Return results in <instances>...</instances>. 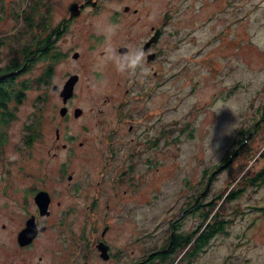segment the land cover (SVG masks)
Instances as JSON below:
<instances>
[{
	"label": "rangeland",
	"instance_id": "rangeland-1",
	"mask_svg": "<svg viewBox=\"0 0 264 264\" xmlns=\"http://www.w3.org/2000/svg\"><path fill=\"white\" fill-rule=\"evenodd\" d=\"M71 2L41 0L31 11L34 0L0 1V65L15 58L22 61L23 48L34 36L54 29L69 13ZM125 5L140 8V18L126 14ZM150 10L159 22L162 19L166 23L157 61L161 73L152 101L163 102L168 109L164 116L174 119V130L179 136L168 166L160 161L158 168L150 169L143 163L141 184L137 186L142 197L134 200L128 196L119 206L114 204L107 209L109 175L113 173L97 171L102 161L96 156L99 150L93 151V135L102 133L97 128L99 122L111 117L110 110L101 107L108 106L104 99L113 91V81L127 68H137L131 61L128 67L126 60L136 58L135 51L124 60L116 59L110 67L114 60L111 50L116 48L118 52L117 47L128 42L137 47ZM29 11L32 26L25 21ZM116 11L120 14L113 21L111 17ZM43 21L47 25L42 31L37 25ZM54 44L56 50L66 52L68 57L53 64L52 76L45 82L36 81L50 62L44 57L34 59L27 70L18 72L13 88L22 89L23 93L19 101L14 95L9 101L8 108L13 112L10 121H0V264L35 262L40 253L68 244L67 238L63 239L66 227H57V236L49 237L52 246L40 238L29 250L20 245L17 234L25 225L26 211L36 209L33 195L26 198V186L34 181L39 185L63 186L65 173L57 172L60 164L67 166L66 170L73 172L77 181L86 177L87 186L99 195L93 216L113 220L114 243L116 246L124 242V260L161 248L175 218L180 217L178 231L187 233L195 229L210 210L209 201L215 202L223 190L235 187L242 174L247 176L263 167L264 153L258 154L264 147V123L250 136L249 148L216 171L215 179L201 195L203 203L181 216L184 206L193 202L204 188L203 169L208 173L222 163L231 153L234 140L245 137L252 123L264 114V0H103L99 6L84 8ZM75 49L80 52L77 59L71 56ZM70 73L80 75L70 101L85 110L75 118L72 108L71 118L66 119L60 114L62 97L53 85L62 84ZM57 127L61 135L58 140ZM31 132L36 137L26 143L25 155V134L27 141ZM69 136L73 138L75 156L61 147ZM56 140L59 144L55 146ZM80 141H85V145L80 146ZM95 147L102 148L101 144ZM136 175L123 173L117 188L127 189L128 195L133 193ZM236 187L243 190L224 201L218 210L220 217L229 219L225 229L211 237L193 258H184L178 264H264V182L244 183L243 178ZM91 199L80 197L78 221L72 225L77 232L83 222L89 227L84 204ZM102 224V220L100 224L96 221L99 229Z\"/></svg>",
	"mask_w": 264,
	"mask_h": 264
},
{
	"label": "flooded vegetation",
	"instance_id": "flooded-vegetation-1",
	"mask_svg": "<svg viewBox=\"0 0 264 264\" xmlns=\"http://www.w3.org/2000/svg\"><path fill=\"white\" fill-rule=\"evenodd\" d=\"M75 1V0H73ZM79 3H84V6L80 8L78 14L74 15L68 9L67 13L61 21H59V30L66 31L68 25L73 22L76 18L80 16L84 8L88 6H99L103 0H77ZM124 12L126 14H133L140 18V8L135 7L130 8V5H125ZM166 13V11H164ZM122 13V12H121ZM120 12L116 13L111 17L113 21L117 20ZM151 10L146 13L150 19L145 23L143 27H146V30L139 35V42L135 48L132 42L126 44H120L117 47L118 52L120 53L118 59V52L116 48L111 50V57L114 59L110 67H113V64L116 59L124 60V57L130 56L135 51L136 58H127L128 67L130 64L129 61L134 63V66L137 68L134 70L127 68L122 75H118L114 82V88L111 94L105 97L104 101L108 106L101 107L102 110H110L111 117L108 116L105 118L108 119L106 122H99L97 128H101L102 133L93 135L95 138L93 146V151L99 153L96 155L101 159V165H97V171L103 172L105 174L113 173L109 175L111 181L110 186L111 190L107 192V201L105 203L107 209H111L114 204L118 205L124 202L129 196L130 199L139 200L142 197V192L138 190L137 186L140 187L141 184V170L143 163H145L147 168L159 167L160 161H163L162 164L168 166V160L171 156H174V147L176 146V140L179 134L175 133L174 130V119L164 116V111L168 112V109L164 107L163 102L155 101L153 102L152 95L155 91V86L158 87L159 75L161 70L158 69L157 61L161 56V51L159 49V43L162 41L165 33L166 23L164 21L159 22L157 15L151 14ZM165 16V14H164ZM160 23V24H159ZM61 35V34H60ZM58 35V36H60ZM57 36V34H53ZM143 37V38H142ZM58 38V37H57ZM56 41V40H55ZM55 43V42H54ZM55 45V44H54ZM125 46V51H120V47ZM55 57H59V60H62L65 56L68 57L66 52H61L59 49L56 50L55 46ZM78 53V56L75 57L74 54ZM74 58H79V50H74L71 54ZM55 64V62H54ZM141 65V66H140ZM147 66V68H143ZM26 61L19 72L25 71ZM54 70V69H53ZM73 74L70 73L69 76ZM78 74V79L74 85V92L76 87L80 82V75ZM100 75V74H99ZM66 80V79H65ZM106 80V79H105ZM105 82V81H104ZM65 81L60 84L62 86ZM59 92V90H56ZM146 94L142 97L141 94ZM70 97L66 102L67 112L64 116L71 118L70 112L73 108V116L79 118L84 114V108L82 106L76 105L73 106L71 103ZM64 104V103H63ZM62 104V105H63ZM76 107H81L82 111L79 115H74ZM166 109V110H165ZM264 123V115L259 117L252 123V128L246 134L245 139L240 143L238 138L234 140V146L229 154L230 160L228 158L225 161H222L220 164H225L227 166L235 158L241 155L242 151L249 148L250 146V136L260 128ZM61 135L59 128H56V139H60ZM56 140L55 146L58 145ZM66 142L61 143V147L69 150L70 155H76V150H73L71 142L73 138L69 136L66 138ZM92 141V139H91ZM90 142V141H89ZM80 146L85 145V141H80ZM88 142L86 141V144ZM97 144H101L102 148H96ZM240 147H242L240 149ZM58 148V147H57ZM59 149V148H58ZM24 151L26 155V134L24 138ZM57 154V152H54ZM165 156V157H163ZM26 157V156H25ZM163 157V158H162ZM162 158V159H161ZM219 165V164H218ZM217 165V166H218ZM216 166V167H217ZM67 166L59 165L57 172L65 173V179H62L63 186L54 185H39L35 181L30 183L31 186H26V198L28 199L29 195H33L34 202L36 204V209L34 211H26L25 225L27 226L28 220L33 217L35 225L37 227V232L32 240L26 243V250H29L30 247L38 239H44L46 242H49V246H52L51 240L53 235L57 236L58 229L57 227H66L63 239L67 238L68 244L63 248L53 247L48 252L40 253L37 256V260L26 261V264H158V260L155 256L157 250H162V248H153L144 255L133 256L129 260H124V242L119 243L115 246L116 234L113 228V220L111 218H96L93 213V208L96 205L95 198H98L99 195L96 194V191L91 190L86 184V177L84 179L76 180L75 174L66 170ZM215 167V168H216ZM25 173L26 165L24 164ZM214 168V169H215ZM261 169V168H260ZM259 169V170H260ZM87 170V169H86ZM256 170L252 174H242L238 181L243 177H254ZM207 170L203 169L202 176L204 177L205 185L208 182L209 177L211 176V181L215 179L216 173L212 171L206 172ZM126 172L137 173L136 179L134 180L135 188H132L128 195V190L123 188H117V184H121L122 174ZM116 174V175H114ZM85 175L83 174L82 177ZM57 182V181H54ZM102 180H97L98 186L101 185ZM60 184V182H57ZM203 188V189H204ZM46 190L49 194V203H48V212L41 213L39 206L35 200V195L39 190ZM121 189V190H120ZM202 189V190H203ZM236 190L238 188H235ZM201 190V191H202ZM200 191V192H201ZM92 197L91 201L85 203L84 206L88 211V220L89 227L84 225V222L81 224L82 228L79 232L75 229L73 223L78 221L77 212L82 206L80 197ZM197 197V195H196ZM203 196H201L200 203H203ZM195 199V198H194ZM196 200V199H195ZM189 202L187 206H184L182 210V215L188 213L189 211L194 210L192 206L196 203ZM198 202V201H197ZM109 214L107 213L106 216ZM98 220L99 224L101 220L103 221L102 227H97L96 221ZM85 221V220H84ZM180 217L172 220L171 223V232L178 229L180 225ZM24 225V226H25ZM22 226L19 231L24 227ZM17 233V234H18ZM49 237H52L49 239ZM137 238V237H136ZM65 241V239H64ZM108 245V257L102 255L100 245L106 247Z\"/></svg>",
	"mask_w": 264,
	"mask_h": 264
},
{
	"label": "trees",
	"instance_id": "trees-1",
	"mask_svg": "<svg viewBox=\"0 0 264 264\" xmlns=\"http://www.w3.org/2000/svg\"><path fill=\"white\" fill-rule=\"evenodd\" d=\"M38 1L41 0H34V3L30 6L31 11L37 7ZM24 11H26L25 8L22 9V13H24ZM25 21L29 26L34 25L32 21L31 12L30 14L25 16ZM46 25L47 23L43 21V22H39L37 26L40 27L41 30L43 31ZM59 28L60 26L58 24L54 27V29H52L45 35L39 34L38 36H34L32 42H30L28 45H26L23 48V54L25 58L22 61L15 58L7 65H0V121L4 119L5 122H9L11 117L13 116L12 110L8 108L9 101L13 97L12 95H14L17 101H19L21 98L20 95L23 93L22 89H15L13 88V86L15 83L14 78L18 74L19 69L23 67L25 61H26V67L24 70H27L29 66H31V61H33L36 58L44 57L45 60L50 61L47 67L44 69L43 73L40 75V77L36 79L38 83L45 82L46 79L49 80L48 78L52 76V72L54 69L53 64L59 59V57H55L56 53H54L55 52L54 42L58 37V35H60L63 32V30L62 29L59 30ZM53 34H57V36H55L54 38ZM28 85L29 82L26 81V87ZM35 137H36L35 132H31L29 134V138L26 141V143L30 144ZM244 139L245 137L241 138L239 142L242 143ZM241 148L242 147H240V149ZM263 153H264V147L261 150V152L258 154V156ZM227 158L228 160H230L229 154L226 156V159ZM226 159H224L223 161H225ZM243 178H244V183L246 182L250 184L263 183L264 165L258 172H256L254 177L251 178L243 177ZM241 181H242L241 179L239 181L237 180L236 183L234 184L237 185ZM231 185L232 184H230V186ZM236 185L235 187H233L232 185L231 189L227 188L226 192L223 190V192L219 194L217 199L214 200L215 202L213 203L211 201L208 202V204H211V208L208 212L204 213L202 220L199 222V224L195 229L187 233L180 232L177 229L174 231L173 235H171L170 233L167 242L161 246L162 250H157L155 252L154 257L158 258L156 263H161L166 261L167 264H178L179 261L184 258L191 259L195 255H197L200 250L204 249V247L208 244L211 237L216 235V233H218L219 231H223L225 229L226 223L229 222V219L220 217L218 215V210L219 207L222 206L224 201H226L229 198L232 199L233 194L236 193L239 194L240 193L239 191L243 190V188H238L236 190L235 189L237 188ZM200 191L197 193V196L201 193ZM196 198L197 197L195 196V199ZM200 200H201V195L197 200L198 202H196V204L192 207L198 208V206L200 205L199 204Z\"/></svg>",
	"mask_w": 264,
	"mask_h": 264
},
{
	"label": "water",
	"instance_id": "water-1",
	"mask_svg": "<svg viewBox=\"0 0 264 264\" xmlns=\"http://www.w3.org/2000/svg\"><path fill=\"white\" fill-rule=\"evenodd\" d=\"M84 6V3H79V1H73L70 3L69 5V9L71 11L72 14L76 15L79 13L80 8ZM126 47L122 46L120 47V51H125ZM75 57L78 56V53L74 54ZM78 79V74L77 73H73L71 74L65 81V83L60 86L58 83H55L53 85V89L54 90H59L60 95L62 97L63 100V105L60 107V114L61 115H65L67 112V105L66 102L68 101V99L70 97L73 96L74 94V85L76 83ZM82 111L81 107H76L75 111H74V115H79ZM225 164H220L218 167H216L212 173H215L216 171L220 170ZM210 181H211V176L208 179V182L205 186V188L201 191V193L197 196L196 200L194 203L197 202V200L199 199L200 195H203L204 193H206V191L208 190L209 186H210ZM49 194L48 191L46 190H39L36 195H35V200L39 206L40 212L41 213H47L48 212V203H49ZM37 232V227L35 225L34 222V218L31 217L28 220V224L27 226L25 225L18 233V242L20 243V245H26V243L30 242L32 240V238L35 236ZM171 235H173V231L171 232ZM107 245V244H106ZM100 249L102 251V255L106 258L108 257V245L106 247H103L100 245Z\"/></svg>",
	"mask_w": 264,
	"mask_h": 264
}]
</instances>
